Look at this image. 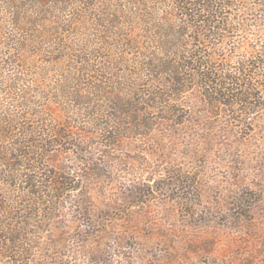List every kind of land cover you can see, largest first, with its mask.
Listing matches in <instances>:
<instances>
[{
  "label": "trees",
  "instance_id": "trees-1",
  "mask_svg": "<svg viewBox=\"0 0 264 264\" xmlns=\"http://www.w3.org/2000/svg\"><path fill=\"white\" fill-rule=\"evenodd\" d=\"M194 89L211 117L252 131L264 0H0V262L31 264L56 217L66 187L43 154L71 150L77 132L110 145L180 125ZM159 183L199 204L195 176Z\"/></svg>",
  "mask_w": 264,
  "mask_h": 264
},
{
  "label": "rangeland",
  "instance_id": "rangeland-1",
  "mask_svg": "<svg viewBox=\"0 0 264 264\" xmlns=\"http://www.w3.org/2000/svg\"><path fill=\"white\" fill-rule=\"evenodd\" d=\"M181 105L180 125L110 145L77 132L43 154L66 191L31 264H264V114L248 133L211 117L197 89ZM173 172L196 177L199 204L159 191Z\"/></svg>",
  "mask_w": 264,
  "mask_h": 264
}]
</instances>
